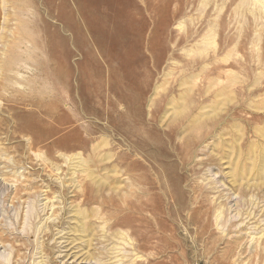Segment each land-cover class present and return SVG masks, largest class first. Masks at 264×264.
<instances>
[{
	"label": "rangeland",
	"instance_id": "obj_1",
	"mask_svg": "<svg viewBox=\"0 0 264 264\" xmlns=\"http://www.w3.org/2000/svg\"><path fill=\"white\" fill-rule=\"evenodd\" d=\"M0 264H264V0H0Z\"/></svg>",
	"mask_w": 264,
	"mask_h": 264
},
{
	"label": "bare ground",
	"instance_id": "obj_2",
	"mask_svg": "<svg viewBox=\"0 0 264 264\" xmlns=\"http://www.w3.org/2000/svg\"><path fill=\"white\" fill-rule=\"evenodd\" d=\"M201 117V116H200ZM186 121V120H185ZM161 137H162V135H161ZM196 139V138H195ZM162 141H163V139H162ZM221 144V143H220ZM167 146V145H166ZM232 146V145H231ZM233 147V146H232ZM147 151V150H146ZM149 151H150V149H149ZM148 151V152H149ZM160 151V150H159ZM155 152V151H154ZM150 154V153H149ZM156 154V153H155ZM179 155V154H178ZM165 156V155H164ZM163 157V156H162ZM171 157H173V156H171ZM180 157V156H179ZM252 158V157H251ZM163 159H164V157H163ZM167 160H169L168 158H166ZM165 159V160H166ZM180 160V159H179ZM250 160V159H249ZM248 160V161H249ZM167 163V162H166ZM227 163V162H226ZM263 163V162H262ZM162 164H163V162H162ZM169 164H171V163H169ZM189 165V164H188ZM113 166V165H112ZM248 166H250V165H245L244 167H240V166H236L235 167V172L237 173V174H240V173H242V177H244V174L243 173H247V172H244V171H247L248 170ZM176 167V166H175ZM181 167V166H180ZM179 167V168H180ZM182 168V167H181ZM259 169V168H258ZM154 172V171H153ZM185 172H187V171H185ZM256 172V171H255ZM258 172V171H257ZM254 176V175H253ZM114 179V178H113ZM158 179V178H157ZM168 179V178H167ZM239 179V178H238ZM255 181V180H254ZM116 182V181H115ZM117 183V182H116ZM171 183V182H170ZM115 184V183H114ZM161 188V187H160ZM118 190V189H117ZM156 189H154V192H157V191H155ZM235 194V193H234ZM111 196V195H110ZM164 196H165V194H164ZM177 197V196H176ZM179 197V196H178ZM182 198V197H181ZM111 200V199H110ZM162 201V200H161ZM133 207V206H132ZM109 209V208H108ZM113 210V209H112ZM141 215V214H140ZM170 215V214H169ZM163 216V215H162ZM161 219V218H160ZM74 228V227H73ZM168 230V229H167ZM63 231V230H62ZM169 232V231H168ZM261 233H262V231H261ZM260 233V234H261ZM164 234V233H163ZM88 246V245H87ZM261 257V256H260Z\"/></svg>",
	"mask_w": 264,
	"mask_h": 264
}]
</instances>
